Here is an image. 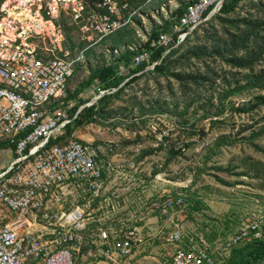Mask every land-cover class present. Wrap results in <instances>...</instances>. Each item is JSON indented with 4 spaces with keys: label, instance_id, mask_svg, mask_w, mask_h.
Segmentation results:
<instances>
[{
    "label": "built area",
    "instance_id": "2783aa9c",
    "mask_svg": "<svg viewBox=\"0 0 264 264\" xmlns=\"http://www.w3.org/2000/svg\"><path fill=\"white\" fill-rule=\"evenodd\" d=\"M220 1L191 2L170 30L151 40L150 32L143 36L138 48L145 43L148 48L136 53L129 68L149 62L160 47L161 58L177 48L220 10ZM139 10L117 0H98L87 12L83 0H0V142L14 155L0 171V203L15 213L0 227V264H120L143 244L136 225L116 229L93 220L88 205L64 207L62 186L71 180L84 184L92 199L99 198L103 149L75 139L48 147L49 139L71 121L61 104L75 66L88 49L133 26ZM175 10L161 5L155 13L165 21ZM68 30L77 32L84 44L77 54L64 46ZM160 60L145 70H153ZM113 91H99L98 96ZM106 206L114 209L111 202ZM187 206L180 194L153 203L156 215L171 225V244L182 242ZM262 238L264 221L251 213L227 245ZM194 240L198 246L190 238L186 248L175 249L164 264H215L217 258L228 257L225 249H214L201 236Z\"/></svg>",
    "mask_w": 264,
    "mask_h": 264
},
{
    "label": "rangeland",
    "instance_id": "374dc122",
    "mask_svg": "<svg viewBox=\"0 0 264 264\" xmlns=\"http://www.w3.org/2000/svg\"><path fill=\"white\" fill-rule=\"evenodd\" d=\"M179 2L157 0L156 3L169 11L177 9ZM153 3L140 7L135 14L139 22L134 20L131 26L135 34L133 43L112 48L111 42L107 41L92 48L93 54L75 66L66 92L76 90L90 71L107 66L124 50L131 48L134 51L143 43V36L151 30V21L161 24L155 13L158 8ZM248 12L253 13V10L246 3L236 10L241 16ZM64 40V46L72 54L81 49L77 32L65 31ZM114 49L118 50L117 54ZM126 73L127 69L120 70L121 75ZM169 83H172L171 91ZM97 84L80 95L88 100L82 106L97 98ZM202 90L201 103L190 105L192 97L182 99L174 81L161 79L156 84L143 78L111 104L107 118H99L97 123L76 129L71 136V139L103 149L106 156L99 166L104 188L97 196L99 198L92 199L84 184L71 180L70 185L62 186L64 207L88 205L89 214L100 224L116 229L139 227L143 244L120 264H164L175 249L186 248L190 238L198 246L194 239L199 236L214 249H225V255L229 257L232 249L246 243L227 245L231 236L245 226L249 214L255 213L264 221V153L256 149H264V136L250 140L253 132L264 127V108L248 114L234 113V109L253 94L227 99L222 103L224 113L218 118L209 115V119L199 121L200 132L192 136L188 130L190 124L195 117L200 119L206 113L205 108L210 109L211 90L208 87H202ZM217 93L213 96L211 111L218 104ZM156 99H159L160 108L152 112ZM200 105L203 112H196ZM176 106L178 111L187 109L183 119L175 112ZM64 109L67 111L66 105ZM215 119L219 123L212 124ZM217 140L220 147L215 149L213 144ZM109 148L111 151L107 152ZM171 148H182L183 155L169 162ZM176 194L184 195L188 206L182 222V242L171 244L167 242L171 225L156 215L153 203ZM196 200L202 205L197 211L190 206ZM106 202L113 203L114 209L110 210ZM2 214L15 215L0 203ZM206 235L212 240H207ZM225 259L217 258L215 264H222Z\"/></svg>",
    "mask_w": 264,
    "mask_h": 264
},
{
    "label": "trees",
    "instance_id": "16d2710c",
    "mask_svg": "<svg viewBox=\"0 0 264 264\" xmlns=\"http://www.w3.org/2000/svg\"><path fill=\"white\" fill-rule=\"evenodd\" d=\"M83 1L85 12L95 8L98 2V0ZM117 1L120 5L127 3L129 8L134 10L153 2L156 4V8H159V3H156L157 0ZM194 1L196 0H180L179 6L172 12L170 19L163 21L161 18L160 25L151 21L149 40L155 39L161 32L170 30L174 24L178 23L187 5ZM242 3H246L253 10V13L248 12L243 16L236 13ZM134 20L136 23L139 22L136 17ZM134 36L133 28H125L104 39L100 45L106 44L107 41L111 42L112 48L132 44ZM83 46L84 44L81 43V47ZM147 48L148 43H145L134 51L124 50L107 66L90 71L87 79L76 90L71 93L66 92V97L61 106L71 104V108L67 109L71 121L49 139L48 147L64 144L71 139L76 129L97 123L99 118H107L111 104L120 100L127 89H131L133 84L139 83L143 78L146 81L152 80L156 84L161 79L174 81L182 99L185 97L188 99V96L189 98L192 97L190 105L201 103L202 87H208L211 90L210 109L205 108L206 113L200 119L196 120L195 117L188 128L192 136L200 132L201 128L197 126L199 121L210 117L218 118L224 113V104L222 103L227 99L253 94L252 97L245 99L242 105L236 107L234 113L248 114L264 108V0H223L220 10L193 30L177 48L171 49L161 58L164 49L160 47L155 50L149 62L136 68H129L136 53ZM92 51V48L88 49L84 58L88 59L93 54ZM156 60H160V63L156 64L153 70H145L146 66ZM197 64L199 67L196 66ZM121 69H127V73L121 75ZM96 83H98L97 92L114 91L103 94L95 103L84 107L76 115L78 108L88 101L82 99L80 95ZM168 86L171 91L172 83H169ZM216 91L218 92V104L216 109L211 111L214 106L212 101ZM158 108H160L159 99H156L151 111L155 112ZM232 108L234 107L232 106ZM139 110L141 111L142 108ZM174 110L181 119L187 112V109L178 111V106ZM198 110L202 111L201 105L196 112ZM217 120H212V124L219 123ZM261 136H264V127H261L256 133L253 132L250 140ZM0 146L3 144L0 143ZM213 146L215 149L219 148L220 141L217 140ZM256 149L264 153V149L259 147ZM182 150V148H171L168 151L169 162L182 156ZM185 200L187 202L186 198ZM188 200L192 201V199ZM190 206L197 211L202 205L200 201L196 200ZM205 237L207 240H212L210 236L206 235ZM222 264H264V238L246 242L243 246L232 249L229 257Z\"/></svg>",
    "mask_w": 264,
    "mask_h": 264
},
{
    "label": "crops",
    "instance_id": "0c3cea01",
    "mask_svg": "<svg viewBox=\"0 0 264 264\" xmlns=\"http://www.w3.org/2000/svg\"><path fill=\"white\" fill-rule=\"evenodd\" d=\"M0 143L3 144V146H0V171H2L12 161V158L14 155H13L12 148L10 146L5 144L4 141ZM2 165H6V167L4 168L2 167ZM13 217H10L9 215H6V214L0 215V227L5 225L7 222H9Z\"/></svg>",
    "mask_w": 264,
    "mask_h": 264
},
{
    "label": "water",
    "instance_id": "95a60500",
    "mask_svg": "<svg viewBox=\"0 0 264 264\" xmlns=\"http://www.w3.org/2000/svg\"><path fill=\"white\" fill-rule=\"evenodd\" d=\"M220 2H221V4H222V3H223V0H221ZM99 98H100V96H98L97 98L94 99V101L90 102L89 104H86L85 106H90V105H92V104L95 103ZM85 106H84V107H85Z\"/></svg>",
    "mask_w": 264,
    "mask_h": 264
}]
</instances>
